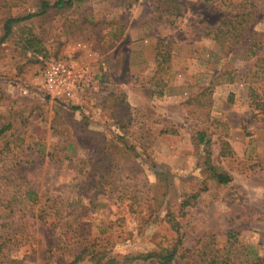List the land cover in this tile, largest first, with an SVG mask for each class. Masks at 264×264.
Instances as JSON below:
<instances>
[{"label": "rangeland", "instance_id": "374dc122", "mask_svg": "<svg viewBox=\"0 0 264 264\" xmlns=\"http://www.w3.org/2000/svg\"><path fill=\"white\" fill-rule=\"evenodd\" d=\"M15 1L0 0V37L4 16L34 9L39 0L8 9ZM255 1L252 26L264 33V0ZM179 2L184 14L172 20L156 0H89L34 20L44 41L40 52L13 38L0 43V126L11 122L10 153L23 156L16 168L50 201L66 203L88 190L83 209L64 205L71 214L60 226L26 210L35 241L33 247L15 248L22 264H66L82 246L76 239L80 231L92 237L109 226L113 243L106 246L105 259L164 252L176 236L168 212L181 220L185 247L192 249L212 232L223 245L226 232L234 229L264 253V76L254 73L255 57L245 47L228 50L205 35L206 26L223 17V0ZM91 15L97 23L86 20ZM163 37L172 52L165 70L156 60ZM261 39L264 51V34ZM51 61L74 72L67 101L45 89L44 69ZM252 86L262 95L260 109L251 105ZM198 128L214 141L215 162L232 176L228 183L203 170L202 152L193 141ZM19 139L22 146L14 147ZM223 140L230 151L218 156ZM39 143L47 152L57 149L61 158L42 155ZM104 148L113 158L106 170L78 164L80 158L102 156ZM124 182L138 200L133 207L127 205L129 197L117 195ZM92 195L96 201L90 205ZM184 203H191L186 213ZM119 216L123 219L113 222ZM57 244L62 247L48 260L47 246ZM90 257L77 264H102ZM185 263L180 257L173 262ZM133 264L158 263L138 259Z\"/></svg>", "mask_w": 264, "mask_h": 264}, {"label": "trees", "instance_id": "16d2710c", "mask_svg": "<svg viewBox=\"0 0 264 264\" xmlns=\"http://www.w3.org/2000/svg\"><path fill=\"white\" fill-rule=\"evenodd\" d=\"M28 0H17L12 5L8 3L7 8L18 5L20 2ZM89 0H39L36 8L27 10L23 13H8L2 19L3 34L0 37V43L8 39H15L17 44H20L26 50L40 52L43 50V38L35 31L34 20L36 18L47 17L53 12H60L71 9L72 7H80ZM123 1V0H121ZM157 6L161 8L162 13L167 15L169 19L175 20L176 17L183 15L182 4L179 0H156ZM132 2H129L130 5ZM24 5V4H22ZM225 13L218 23L206 26L205 35L212 36L221 47L241 49L246 48L249 56L255 57L253 68L254 73L263 74L264 76V51L260 49L261 37L264 34L262 31L256 30L252 24L257 17L258 3L255 0H223ZM6 8V7H5ZM92 23L94 16H88ZM123 26L117 28L118 31ZM117 33V32H116ZM115 34V33H114ZM166 37L160 38L156 47V60L158 66H169L172 55L170 41L164 42ZM249 73V72H248ZM251 105L254 109L262 107V95L258 94L256 87L252 86L250 90ZM193 97V96H192ZM125 111V110H124ZM124 111L120 114L123 117ZM115 115V114H114ZM11 126V122H6L0 126V264H22L23 258L16 254V251L22 246L28 244L34 246L35 238L30 232L28 222L26 220V210L37 218L51 223L52 225H61L65 223V217H69V213H65L64 205L75 209H83L86 207L84 198L85 194H73L70 201L66 203L58 201H50L46 193H40L33 188L23 177L22 172L16 168L23 161V156H19L20 151L10 153L12 150V140L7 138V130ZM176 132L174 128H166L164 132ZM4 140V143L3 142ZM193 141L196 146L200 147L202 168L209 177L215 179L219 183H228L232 180L231 174L219 166L215 162L213 143L214 141L208 135L206 130L198 128L193 134ZM38 143V142H36ZM23 142L19 139L14 147H21ZM73 144L69 143V148ZM126 149L133 146H128L124 143ZM45 145L39 143L38 150L42 155H48L52 159H60L56 150H45ZM103 155L89 160L80 158L78 164H90L94 169L106 170L110 165V159H113L109 148L101 149ZM230 151V145L227 140L222 141L218 156H223ZM126 154V153H124ZM217 156V157H218ZM97 172V171H96ZM98 173V172H97ZM124 173V170H122ZM94 180V179H93ZM97 186V190L101 191L103 186ZM126 185V186H125ZM131 188L129 183L124 182V186L120 188L117 195L120 198L129 197V207H133L138 202L135 194L130 195ZM196 194L193 195L195 199ZM96 198L94 195L89 200V204L93 205ZM192 203V202H191ZM191 203H184L182 210L186 213L185 207ZM185 215V214H183ZM52 217H54L52 219ZM121 216L116 217L114 221L122 220ZM166 219L170 227L176 232V236L170 245L164 249V252L149 251L139 252L136 254H126L121 259L117 257H109L105 259L108 252L106 246L113 243V231L111 226L108 229L100 232V235L88 236L80 231L76 237L78 243H82L81 248L74 254V257L66 264H77L78 262L87 259H95L96 263L102 264H117L120 261L122 264H133L138 259L148 260L155 259L158 264H173L177 257L184 258L185 264H264V253L256 244L243 242L239 238L238 231L229 229L226 232V241L223 245H218L216 233L212 232L197 239L195 246L191 249L183 245L184 233L182 231L181 220L173 212H168ZM61 244L47 246V259L50 260L55 251ZM97 246H101L98 248ZM62 247V246H61ZM104 248V249H102Z\"/></svg>", "mask_w": 264, "mask_h": 264}, {"label": "built area", "instance_id": "2783aa9c", "mask_svg": "<svg viewBox=\"0 0 264 264\" xmlns=\"http://www.w3.org/2000/svg\"><path fill=\"white\" fill-rule=\"evenodd\" d=\"M74 72L72 67L61 61H51L44 69L46 91L54 97L69 100L73 94Z\"/></svg>", "mask_w": 264, "mask_h": 264}]
</instances>
